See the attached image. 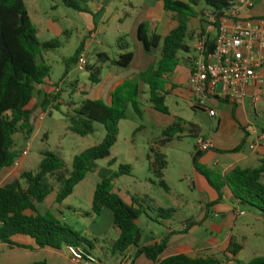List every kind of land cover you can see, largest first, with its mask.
Instances as JSON below:
<instances>
[{
  "label": "rangeland",
  "instance_id": "obj_1",
  "mask_svg": "<svg viewBox=\"0 0 264 264\" xmlns=\"http://www.w3.org/2000/svg\"><path fill=\"white\" fill-rule=\"evenodd\" d=\"M30 23L37 32V38L41 43H56L57 48L43 53V63L50 68L49 79L55 86L60 87L57 95L52 93V103L46 110L39 111L43 118L34 124V131L28 138L24 134L14 136L13 150L17 153L24 151L22 164L17 168L16 180L20 179L23 172L36 174L39 171L40 162L44 152L59 154L69 169H72L73 160L84 151L98 146L105 137L104 127L95 123V132L86 137H80L69 130V119L77 108L85 100H97L107 106L112 105V93L122 81L134 80L139 85L138 104L141 110L139 116L127 103L123 106L126 118L118 124V137L111 150L110 157L95 162L92 172L74 187L73 193L66 198L62 206H55V211H47L57 221L67 225L80 236L90 241L92 256L103 261L100 249L108 251L109 245L115 240L116 235L113 226V218L108 210L101 212L96 217L91 212L93 194L100 182L99 173L109 169L113 174L119 173L121 166H128L130 173L120 175L113 181L114 188L121 194L135 196L145 202V206L172 210V219L176 223L186 222L196 218L200 213V198L194 190L192 156L195 152V137L190 135L192 125L200 129L205 135L215 130V117L203 110L192 108V99L184 92L169 93L165 99L168 108L170 125L165 120L159 123L160 116L150 103V89L147 84L139 79L138 63L147 58L148 68L156 66L160 58V51L153 50L146 53L141 43L138 42L137 33L132 32L136 14L140 10L141 1L133 0H102L109 3L102 6V11L96 12V4L87 0H75L82 8H87V13H81L63 6L59 0H23ZM200 3L190 24V32L193 37L189 53H179V66L187 64L186 60L198 57L194 44L198 38L197 31L203 27V14L199 10L204 8ZM130 13L129 17L125 14ZM197 17V19H195ZM92 26L91 32L89 28ZM96 30V31H94ZM95 32V38L90 33ZM197 36V37H196ZM125 38L130 44L129 52L134 54V62L128 68H120L114 65L102 63L98 59L99 54H106L113 61L122 54L118 48V39ZM123 43H121L122 45ZM82 45H91L85 54L87 66L100 69V83L93 84L89 80V73L70 61ZM147 68V69H148ZM66 70L68 74L66 75ZM170 81L169 78L167 80ZM167 92V89H165ZM85 93V94H84ZM260 100L254 104L251 97L245 99V106L250 119L257 128L264 129V84L258 90ZM36 103L43 102V95L36 94ZM56 98V99H55ZM75 104L71 107L69 104ZM154 114V115H153ZM172 120V121H171ZM179 125L182 129L180 139L175 138L170 144L161 147L160 151L165 155L167 168L164 171L163 180L168 190H164L158 184V179L150 171L149 156L152 157L151 148H157L162 139V133L170 126ZM166 126V127H165ZM245 146L246 153L250 152L249 144L254 143L253 137L248 138ZM114 163L110 166V162ZM200 163V160H199ZM204 166L202 163H200ZM223 164V162H222ZM22 165V166H21ZM205 167V166H204ZM218 172L220 168H218ZM5 170L0 175V187L13 182V179H4ZM214 172L215 179L222 182L224 178L220 172ZM200 174V173H199ZM204 177V176H203ZM205 178V177H204ZM54 191L61 187L52 179ZM117 194V193H116ZM52 197V195H51ZM241 212L238 215L237 227L232 232L237 243L244 246L239 260L241 264H248L257 257H264V215L258 210L239 204ZM69 208L74 211H68ZM76 209H81L79 212ZM141 232V243L152 238L162 237L167 233V227L156 215L149 214L138 220ZM185 238V237H184ZM21 239L30 240L27 237L15 236L11 239L20 242ZM189 241L192 239L188 236ZM193 240V239H192ZM31 241V240H30ZM67 251L66 248H64Z\"/></svg>",
  "mask_w": 264,
  "mask_h": 264
},
{
  "label": "trees",
  "instance_id": "obj_2",
  "mask_svg": "<svg viewBox=\"0 0 264 264\" xmlns=\"http://www.w3.org/2000/svg\"><path fill=\"white\" fill-rule=\"evenodd\" d=\"M66 8L87 13V8H82L75 0H59ZM164 11L172 15L178 23L176 29L166 37L157 34L148 35V24L139 25L137 38L144 51L151 53L160 51V58L156 66L149 67L139 75V79L150 89V103L153 109L163 115L169 111L165 105L168 93L167 75H170L179 65V53H189L192 33L189 23L195 16L194 7L203 3L205 7L222 15L229 10L233 0H162ZM37 32L29 21L23 0H0V174L4 169L13 167L15 160L21 153L13 150L14 136L24 134L29 138L34 131L37 121V110H46L50 105L51 94H42L37 88L49 79L50 68L43 63V53L58 47L56 43H41ZM121 43H123L121 45ZM118 48L122 54L118 59L111 61L106 54H99L100 62H110L111 65L128 68L134 54L129 52L130 44L125 38L118 39ZM82 47L78 49L73 59L65 62L77 63ZM190 64V60H186ZM90 74L89 80L93 84L100 83V69L86 66ZM68 70H66V75ZM140 90L137 82L123 81L112 93V105L107 106L101 101L85 100L69 119V130L80 137H86L95 132L94 124L104 127L105 137L101 144L90 148L73 160L72 169H69L59 154L43 153L39 171L36 174L23 172L20 179L14 180L0 187V244L12 248H27L11 241L15 236H24L33 241L34 246L40 249L62 250L64 247L73 246L90 254L93 249L90 241L80 236L67 225L61 224L49 212H41L38 208L54 191L52 179L61 187L56 193L55 201L61 204L72 193L85 176L92 172L95 162L110 157L111 150L118 137V124L126 118L123 106L129 103L133 110L141 116L138 104ZM36 94L43 95V102L36 103ZM85 94V93H84ZM56 99V98H55ZM76 107L75 104H69ZM195 109V108H194ZM182 129L173 125L165 129L157 148H151L152 157L149 156L150 171L158 184L168 190L163 180L167 168L165 155L161 147L170 144L175 138L180 139ZM204 151L195 148L192 156L193 168L206 178L209 185L218 193L221 199V189L227 185L236 202L248 205L264 215V185L261 178L264 175V160L257 169H234L224 181L215 179V174L199 163ZM114 161L110 162V166ZM130 173L128 166H121L119 173L113 174L109 169L100 171V182L97 184L91 212L99 217L104 209L112 213L113 226L119 230V237L113 243L111 253L122 254L130 247H138L141 232L138 220L149 214L156 215L157 219L167 221L174 213L172 210L151 208L139 198H132V203H125L114 192L113 181L120 175ZM203 207L199 215L189 221L182 231L188 232L194 226H200L208 218V209ZM168 236L159 244L139 247L138 256H145L154 264H216L212 258H191L178 254L160 260L159 257L167 248ZM235 254V252H234ZM248 264H264V257H257Z\"/></svg>",
  "mask_w": 264,
  "mask_h": 264
},
{
  "label": "crops",
  "instance_id": "obj_3",
  "mask_svg": "<svg viewBox=\"0 0 264 264\" xmlns=\"http://www.w3.org/2000/svg\"><path fill=\"white\" fill-rule=\"evenodd\" d=\"M87 1H91L94 4L97 3V5H95L96 12L102 11V6L109 3L108 1L102 3V0ZM133 1L139 2L141 0ZM199 5L200 4L194 7L195 15L197 14L196 11ZM206 9L207 7H204L199 11L203 14ZM129 16L130 13L125 14V17ZM241 17L246 20L264 18V0H253V7L251 9L241 10ZM195 19H197V17ZM193 20L194 19L192 18L189 23V31L190 24ZM142 23L148 24L149 36L157 34L158 36L166 37L178 26V23L172 18V15L167 14L164 11L162 0H142L140 10L136 14V20L133 24L132 32H136L138 34L139 25ZM203 28L204 23L203 27L197 31V34ZM91 29H93L92 26H90L89 32H91ZM93 33L95 32L90 33V35L92 38H95L96 35ZM138 42L141 43L139 40ZM81 47V54L85 55L90 50L91 45H82ZM147 60V58H143L142 62L140 61L138 63V65L140 64L138 66L140 69L139 74L147 70ZM133 62L134 59L132 63ZM106 64L111 65L110 62H107ZM189 70L190 64H183V67L178 65L173 73L166 76L167 80L168 78L170 80L166 87L167 93L181 91L191 98L187 90ZM130 81L133 82L134 80ZM53 87L54 85L50 82V80H46L43 85L37 88V91L42 94L52 95ZM51 104L55 103H50V105ZM50 105L48 107H50ZM192 108L194 109L193 104ZM216 108L218 116L215 117L216 126L213 132L203 135L199 128H196L194 125L190 126V135L194 136L196 141L195 148H197L198 139H204L205 141H209L211 143V148L202 153L200 163H202L205 168L212 173L215 171L218 172V168H220L219 172L223 178L227 177L236 168H259L264 160V147H258L253 151L249 150L250 152L248 153L244 151L246 144L250 143L248 138L253 137V141H256L257 136L260 133H263L264 129L257 128L256 124L250 119L246 110L245 100L237 105L221 102L216 105ZM39 111H41V109L37 110L36 117H38L37 115L39 114ZM160 116L164 117H159V123H163L165 120L169 123L166 125H170L169 119L171 118L168 117V115L161 114ZM39 120L40 119H37L36 123H38ZM5 170L8 171H6L3 177L4 179L8 178L13 179V181L16 180L17 168L12 167L4 169L3 171ZM192 172L193 181L191 185L200 198V213L203 207L212 204V206L208 209V218L202 225L194 226L188 232L182 234V231L185 229L187 223L195 218H191L190 220L181 223H176L171 220L172 217L167 221L160 220V222L167 227V233L165 235L158 238H152L144 243L139 242L138 247H130L125 253L113 255L111 253L112 245L119 237V230L114 227L116 235L115 240L110 243V249L108 251H104L103 249L98 251L101 253L100 256H102L103 261L99 258V256H96V262L94 264H121L126 254L133 256L132 264H154L145 256H138L137 251L139 247L142 246L159 244L166 236H168L167 248L159 257L160 260L178 254H184L191 258H212L216 261V264H241L239 256L244 246L242 247L237 243V240L234 238L232 232L237 227V221L235 220L238 215H245L246 213L241 212L239 203L235 201L233 194L227 185L222 187V195L219 200L218 193L209 185L206 178L199 174L194 168L192 169ZM261 182L264 185V175L261 178ZM114 192L117 193L127 204H131L132 198L135 197L131 195L129 196V194L127 196L123 195L115 188ZM56 193L57 191L52 192V197L51 195L48 196L44 203L38 206L42 213L46 211H55V206L59 208V206L63 205V203H56ZM76 210L79 212L82 211L81 209ZM68 211L72 212L74 209L69 208ZM188 236H191L193 240L191 239L189 241ZM14 243L20 246L32 248L10 249L8 246L0 244V264H86L85 262L78 263L73 261L68 252L64 250L65 247L62 250H52L47 248L40 249L34 246L32 240L30 241L27 239H21L20 242ZM90 255H93L91 251Z\"/></svg>",
  "mask_w": 264,
  "mask_h": 264
},
{
  "label": "built area",
  "instance_id": "obj_4",
  "mask_svg": "<svg viewBox=\"0 0 264 264\" xmlns=\"http://www.w3.org/2000/svg\"><path fill=\"white\" fill-rule=\"evenodd\" d=\"M253 0H234L229 10L222 15L210 9L203 12L204 28L199 32L194 49L198 57L191 60L187 90L195 109L203 110L212 117L218 116L216 105L226 102L242 103L251 97L254 104L260 96L258 90L264 84V18L243 19L241 10L251 9ZM85 69L87 62L80 54L76 63ZM60 87H53L54 95ZM43 115H40V120ZM264 147V132L249 145L253 151ZM211 143L198 139L197 149L205 151ZM24 151L13 167L18 168ZM242 215V214H241ZM75 262L94 264L95 258L80 248L66 247ZM133 256L126 254L121 264H132Z\"/></svg>",
  "mask_w": 264,
  "mask_h": 264
}]
</instances>
